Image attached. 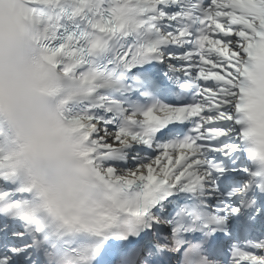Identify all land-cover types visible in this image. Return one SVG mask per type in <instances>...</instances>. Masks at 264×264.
Here are the masks:
<instances>
[{"label": "snow or ice", "instance_id": "1", "mask_svg": "<svg viewBox=\"0 0 264 264\" xmlns=\"http://www.w3.org/2000/svg\"><path fill=\"white\" fill-rule=\"evenodd\" d=\"M0 264H264V0H0Z\"/></svg>", "mask_w": 264, "mask_h": 264}]
</instances>
